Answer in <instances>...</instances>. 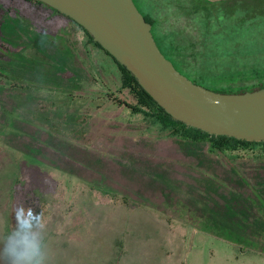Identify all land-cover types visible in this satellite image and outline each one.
<instances>
[{"label": "rangeland", "instance_id": "1", "mask_svg": "<svg viewBox=\"0 0 264 264\" xmlns=\"http://www.w3.org/2000/svg\"><path fill=\"white\" fill-rule=\"evenodd\" d=\"M135 2L190 63L211 43L205 4L264 35V0ZM247 45L230 44L235 61L259 68L220 83L264 82V50ZM110 93L136 102L76 24L0 0V247L23 208L46 220L48 264H264V156L169 135Z\"/></svg>", "mask_w": 264, "mask_h": 264}, {"label": "water", "instance_id": "2", "mask_svg": "<svg viewBox=\"0 0 264 264\" xmlns=\"http://www.w3.org/2000/svg\"><path fill=\"white\" fill-rule=\"evenodd\" d=\"M85 29L173 119L209 134L264 141V86L221 91L198 84L159 49L133 0H36Z\"/></svg>", "mask_w": 264, "mask_h": 264}, {"label": "trees", "instance_id": "3", "mask_svg": "<svg viewBox=\"0 0 264 264\" xmlns=\"http://www.w3.org/2000/svg\"><path fill=\"white\" fill-rule=\"evenodd\" d=\"M29 1L34 5H42L47 8H50L57 14H60L66 17L68 20L72 21L81 29L86 35L87 42L92 44L94 47H97L107 56H109L117 65L121 72V85L123 88H127L130 93L135 97V103H129L126 100L120 99L116 94L110 93L107 95L108 101L116 106H124L129 109L132 113H142L144 116H147L158 123L161 127V131H166L169 135L180 136L181 138H189L195 141L199 140H208L209 148L211 151L220 152L224 150H240L243 151L247 156H264V141L256 140H245L238 139L232 136L227 135H216L209 134L201 129L191 127L186 125L178 120L173 119L167 112L164 111L153 99L152 97L139 85L135 77L126 69V67L118 63L106 50L100 47V45L95 42L90 34L83 29L78 23L73 21L71 18L67 17L64 14H61L57 10L45 5L44 3L36 0H25ZM213 1V0H212ZM215 4H205L202 6L205 12V18L207 19L205 24V34L208 38L211 39L210 44H204L203 49L195 52L193 56V63H190L186 59L185 51H182L179 47H176L171 40L165 42L164 39L161 44V52L166 58L171 60L173 65L177 70L182 74L187 76L192 81L201 84L205 87L221 90V91H243L246 89H253L257 87L264 86V82H258L254 85L248 86L244 84L238 85H228L220 83L221 81H226L227 78H232L234 75L239 77H245L241 75L242 67H245L244 64L250 65V68L256 69L259 68L255 66L257 63H247L243 60L240 63H237V54L240 52L239 48L235 49L231 47L235 39L243 38L249 45V42L254 46L244 47L245 50L254 49V51L264 50V35L260 34V31L257 32L256 28H248L244 24L241 25H232V22L227 20L220 19L219 16L214 11ZM210 17H214L215 24L210 28ZM260 26V25H259ZM258 39V40H257ZM257 41L259 46L257 47ZM261 45V47H260ZM243 49V50H244ZM217 52L218 55L214 54ZM210 54V56H208ZM214 54V55H211ZM233 56V59H229L226 55ZM230 64H228V62ZM217 65L215 72L211 71L204 73L206 68L210 69L211 66Z\"/></svg>", "mask_w": 264, "mask_h": 264}, {"label": "clouds", "instance_id": "4", "mask_svg": "<svg viewBox=\"0 0 264 264\" xmlns=\"http://www.w3.org/2000/svg\"><path fill=\"white\" fill-rule=\"evenodd\" d=\"M46 220L31 211L18 208L15 227L0 247L2 264H48L44 233Z\"/></svg>", "mask_w": 264, "mask_h": 264}, {"label": "flooded vegetation", "instance_id": "5", "mask_svg": "<svg viewBox=\"0 0 264 264\" xmlns=\"http://www.w3.org/2000/svg\"><path fill=\"white\" fill-rule=\"evenodd\" d=\"M134 1V3H135V5H136V2H135V0H133ZM137 6V5H136ZM138 8V7H137ZM139 9V8H138ZM140 11V10H139ZM141 12V11H140ZM142 13V12H141ZM143 14V16H144V18L148 21V22H150L151 23V33H152V35H153V37H154V39H155V41H156V43H157V45H158V47H159V49L161 50V41H160V38H159V33L157 32V26L155 25V21H154V19L150 16V14L149 13H142Z\"/></svg>", "mask_w": 264, "mask_h": 264}]
</instances>
